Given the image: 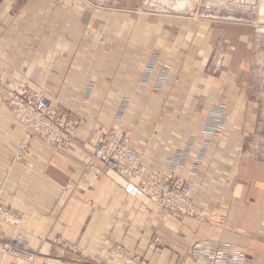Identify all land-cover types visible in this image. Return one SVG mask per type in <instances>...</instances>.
Instances as JSON below:
<instances>
[{"label": "crops", "instance_id": "1", "mask_svg": "<svg viewBox=\"0 0 264 264\" xmlns=\"http://www.w3.org/2000/svg\"><path fill=\"white\" fill-rule=\"evenodd\" d=\"M162 10L117 0L0 3V201L24 217L3 235L24 232L35 264L123 263L111 257L115 246L141 264H264L255 27ZM25 86L80 124L67 146L33 139L20 162L27 129L4 97ZM112 128L127 133L146 173L192 183L208 217L160 213L139 178L93 160L99 132ZM57 237L74 250H60ZM8 256L0 245V264H27Z\"/></svg>", "mask_w": 264, "mask_h": 264}, {"label": "built area", "instance_id": "2", "mask_svg": "<svg viewBox=\"0 0 264 264\" xmlns=\"http://www.w3.org/2000/svg\"><path fill=\"white\" fill-rule=\"evenodd\" d=\"M25 92L38 97L37 101L25 102L23 100ZM8 100L12 112L27 129L26 136L15 150L17 161L23 160L30 153L32 137L33 134H36L35 132L41 134L44 139L60 141L58 126L67 122V117L59 118L53 115L54 103L51 98L21 90L10 94ZM101 142L103 146L100 148L98 156L104 161H112V169L125 172L124 176L139 178L142 192L150 197L161 212L182 217L188 216L198 220H205L208 217L206 208L198 204L195 199L192 183L177 178L173 173L147 174L143 167V156L130 147L128 140L120 130L114 129L110 133L102 132ZM22 219L21 213L0 203V223L8 222L19 227ZM3 234L4 231L0 226V243L6 252L10 253L9 255L16 258H27V263L34 264L37 253L31 250L28 241L24 239V232L10 238H5ZM56 242L71 249L68 242L69 245L59 239ZM110 252L127 264L142 263L141 258H136L134 254L121 247L115 246Z\"/></svg>", "mask_w": 264, "mask_h": 264}, {"label": "rangeland", "instance_id": "3", "mask_svg": "<svg viewBox=\"0 0 264 264\" xmlns=\"http://www.w3.org/2000/svg\"><path fill=\"white\" fill-rule=\"evenodd\" d=\"M2 1L3 0H0V3ZM14 1H21L22 2L23 0H14ZM160 1L161 0H117V3L125 5V6H134V7L146 8V10L150 9V8H152L154 10H161L162 8H164V10H165V9L169 8L170 10H168V12L169 11H171V12L175 11V9H173L171 7H173L172 4L176 0H172V4L169 7L168 6L165 7L162 4V2H160ZM190 1L191 2H189L188 7L186 8L189 10H182L181 12L188 14L189 17H192L197 22H200V21H208V22L216 21V22H224L225 23V22H231V21H238V22H248L255 27V38H254L255 47H254V51H253L254 79L258 80L257 84L259 86H261V88H264V32L260 31V29L262 27H264V21H262L260 19L261 18V14H260L261 8L260 7H261L262 0H190ZM93 2H95V1H93ZM164 10H162V11H164ZM21 90L31 91V92H34V93H37V94H40V95H43V96L50 98V96L46 95L44 92H38V91L32 90L31 88H29L27 86L20 87L18 89L15 87L14 90L8 91L4 97L5 102L9 106L10 110H11V106H10V103L8 100L9 95L12 93L14 94L16 91H21ZM37 99H38V97H36L34 95H30V93H28V92H25V95L23 98V100L25 102H28V103H30V102L33 103V101L36 102ZM11 112H12V110H11ZM53 115L55 117L57 116L59 118H61L62 116L67 117V118L65 117L67 119V122L63 123V125L58 126L59 132H60V141L59 140L56 141V139H54V140L53 139H49V140L44 139V137L37 132H35L36 134H33L32 140L35 138H38V139H42L45 141L48 140V142L52 143V144H59L61 146H67L71 143L72 138L76 135L77 130L79 128L80 120H79V118H77L73 114L67 112L65 107L61 104H59V105L55 104L54 105ZM14 119H15V117H14ZM114 129L120 130L124 134L126 140H128V142H130V138L128 137L127 133L124 132L120 128H112L109 131L101 130L99 132L97 142H96L95 147H94L92 158H93V160L98 162V164L102 168H104L106 171H113V172L120 174L122 177H124L126 179H130V178L124 176L123 173H125V172L113 170L112 169V165H113L112 161H109V160H108V162L104 161V160H102V158H100L98 156L99 152H100V148L103 146V143L101 142V133L102 132L103 133H110ZM128 144L130 145V143H128ZM30 153H31V151H30ZM30 153L27 156H29ZM23 160H21V161H23ZM169 173H171V172H167L165 174H169ZM133 178H135V177H133ZM181 180H184V179H181ZM139 187H140V190L142 191L140 180H139ZM0 203L4 204L1 201H0ZM3 236L5 238H10L9 236L6 237V235H3ZM58 239L61 240V242H66V243L68 242L71 246V249H69V247H63L61 244H58L56 242ZM54 243L62 251H68V250L73 251L74 250L71 243L62 237L55 238ZM30 248H31V250H34L31 246H30ZM8 257H10V256H8ZM111 257H113V255H111ZM135 257L140 258L136 255H135ZM12 259L20 261L21 258L13 257ZM214 260H221V258L220 257H214L213 259H207L208 262H213ZM141 262H142V260H141ZM35 263H36V259H35L34 264ZM27 264H29V263H27ZM120 264H123V263H120Z\"/></svg>", "mask_w": 264, "mask_h": 264}, {"label": "bare ground", "instance_id": "4", "mask_svg": "<svg viewBox=\"0 0 264 264\" xmlns=\"http://www.w3.org/2000/svg\"><path fill=\"white\" fill-rule=\"evenodd\" d=\"M160 2H162V4L166 7V6H170L171 4H172V0H161ZM189 2H191L190 0H176V1H174L173 2V7H171V8H173V9H176V10H189V9H186L187 7H188V4H189ZM159 3V2H158ZM193 4V3H192ZM261 10H260V14H261V20L262 21H264V0H262V3H261ZM260 31L261 32H264V27H262L261 29H260ZM51 98V97H50ZM12 113V115L15 117V119L18 121V122H20L22 125H23V123L15 116V114L13 113V112H11ZM24 126V125H23ZM25 127V126H24ZM26 128V127H25ZM26 136V134L24 135V137ZM23 137V138H24ZM45 141V140H44ZM47 141V140H46ZM48 142V141H47ZM131 147V146H130ZM15 155H16V153H15ZM15 159V158H14ZM15 161H17L16 159H15ZM144 167V166H143ZM145 194V193H144ZM146 195V194H145ZM148 196V195H147ZM149 197V196H148ZM150 198V197H149ZM151 200V199H150ZM152 201V200H151ZM153 202V201H152ZM154 203V202H153ZM2 204V203H1ZM6 206V205H5ZM9 207V206H8ZM158 208V210H159V212L160 213H164V214H170V213H167V212H161V210H160V208L159 207H157ZM14 210V209H13ZM16 211V210H15ZM18 212V211H17ZM18 213H20V212H18ZM171 215H173V216H176V215H174V214H171ZM22 217H23V215H22ZM196 219V218H195ZM23 222H24V217H23V219H22V221H21V223L23 224ZM20 223V226L22 225ZM4 224H8V225H10V226H12V227H17V226H15V225H13V224H11V223H8V222H2V223H0V226H1V228L3 229V225ZM19 226V227H20ZM19 227H17V228H19ZM1 245V248H2V250H3V252H4V254H6V255H9L10 253H8V252H6V250L4 249V247H3V245L2 244H0ZM8 251H10V250H8ZM11 256V255H10ZM115 257V256H114ZM115 258H117V257H115ZM27 259V258H26ZM25 258H21L20 260H22V261H25V262H28L27 260H26ZM118 259V258H117ZM118 260H120V259H118ZM120 261H122V260H120ZM123 263H126V262H124V261H122ZM127 264V263H126Z\"/></svg>", "mask_w": 264, "mask_h": 264}]
</instances>
